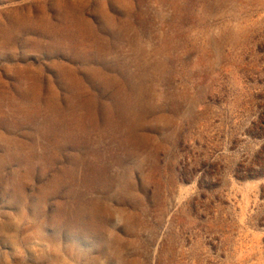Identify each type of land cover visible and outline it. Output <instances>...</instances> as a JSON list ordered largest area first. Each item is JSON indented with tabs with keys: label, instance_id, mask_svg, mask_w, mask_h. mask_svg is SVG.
<instances>
[{
	"label": "rangeland",
	"instance_id": "374dc122",
	"mask_svg": "<svg viewBox=\"0 0 264 264\" xmlns=\"http://www.w3.org/2000/svg\"><path fill=\"white\" fill-rule=\"evenodd\" d=\"M0 264H264V0H0Z\"/></svg>",
	"mask_w": 264,
	"mask_h": 264
}]
</instances>
